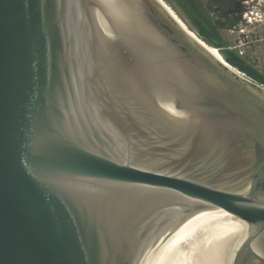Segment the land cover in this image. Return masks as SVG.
I'll use <instances>...</instances> for the list:
<instances>
[{
  "label": "water",
  "instance_id": "water-1",
  "mask_svg": "<svg viewBox=\"0 0 264 264\" xmlns=\"http://www.w3.org/2000/svg\"><path fill=\"white\" fill-rule=\"evenodd\" d=\"M208 48L162 0H0V264H264V86Z\"/></svg>",
  "mask_w": 264,
  "mask_h": 264
},
{
  "label": "rangeland",
  "instance_id": "rangeland-1",
  "mask_svg": "<svg viewBox=\"0 0 264 264\" xmlns=\"http://www.w3.org/2000/svg\"><path fill=\"white\" fill-rule=\"evenodd\" d=\"M172 11L174 16H177L186 26V30H189L196 38L203 42L209 48L215 49L219 56L223 58L222 53L219 48L210 46L199 34V30L195 26V20L200 22L206 28L211 35L221 38L228 46H234L237 44L239 39L243 41L244 54L240 57V54L235 55L234 60L236 61V66L234 67L237 71L246 74L248 77L252 78L254 82L259 85H263L260 81L264 82V5H257L255 12L261 14L259 20L254 25L243 27L244 25L238 22L234 27H228L225 25L224 21L220 20L217 13H211L206 9V1L202 0H162ZM245 0H242V6L247 8ZM256 6V5H254ZM198 24V23H197ZM243 28V32H239ZM233 30V31H231ZM231 31V32H230ZM227 46V47H228ZM235 51V50H234ZM233 51V52H234ZM237 53L236 51L234 52ZM241 61H239V58ZM236 58L238 60H236ZM230 65V64H229ZM244 68L249 73L257 76L260 81L256 80L248 73L240 70Z\"/></svg>",
  "mask_w": 264,
  "mask_h": 264
},
{
  "label": "trees",
  "instance_id": "trees-1",
  "mask_svg": "<svg viewBox=\"0 0 264 264\" xmlns=\"http://www.w3.org/2000/svg\"><path fill=\"white\" fill-rule=\"evenodd\" d=\"M203 2L206 1V9H208L209 12L211 13H217L219 16L220 20L218 21H224L225 20V25L228 27H234L235 25L238 24L241 20V16L244 12V7L242 6V0H202ZM195 23V26L199 30L200 36L212 47L219 48L222 56L224 57L225 61L230 64L231 66L237 67L236 66V61L234 60L235 53L233 51H229L226 49L228 45L223 42L221 38H218L217 36L211 35L209 31L204 28L200 22L196 21L193 22ZM198 23V24H197ZM239 58L238 56H236ZM236 58V60H238ZM239 61L241 59L239 58ZM242 62V61H241ZM238 68V67H237ZM241 71L248 73L250 76L255 78L256 80L260 81V79L249 73L247 70L244 68H240ZM262 84H264L263 81H260Z\"/></svg>",
  "mask_w": 264,
  "mask_h": 264
},
{
  "label": "built area",
  "instance_id": "built-area-1",
  "mask_svg": "<svg viewBox=\"0 0 264 264\" xmlns=\"http://www.w3.org/2000/svg\"><path fill=\"white\" fill-rule=\"evenodd\" d=\"M244 3H246L247 8L244 9V12L241 16V23L244 25L243 27L254 25V23H257V20L261 18V14L255 12L257 9V5L263 6L264 5V0H245ZM256 5V6H254ZM260 16V18H259ZM264 16V15H263ZM233 31V30H231ZM230 31V32H231ZM243 31V28L239 32ZM243 32H241L242 34ZM227 50L229 51H236V55L240 54V57L243 56L244 54V49H243V41L242 39H239L237 44L234 46H228L226 47ZM234 51V52H235Z\"/></svg>",
  "mask_w": 264,
  "mask_h": 264
},
{
  "label": "bare ground",
  "instance_id": "bare-ground-1",
  "mask_svg": "<svg viewBox=\"0 0 264 264\" xmlns=\"http://www.w3.org/2000/svg\"><path fill=\"white\" fill-rule=\"evenodd\" d=\"M176 19H177V16H176ZM178 21H180L179 19H178ZM180 23L182 24V25H184L183 23H182V21H180ZM186 26L184 25V28H185ZM187 31H189V30H187ZM190 32V31H189ZM191 33V32H190ZM207 48H208V46H206ZM214 55H216L217 57H220L219 56V54H218V52L215 50V49H212V48H208ZM221 58V57H220ZM223 60V59H222ZM224 62V61H223Z\"/></svg>",
  "mask_w": 264,
  "mask_h": 264
}]
</instances>
